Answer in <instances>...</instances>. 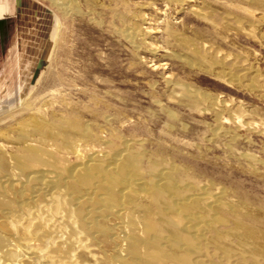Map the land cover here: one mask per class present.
Returning <instances> with one entry per match:
<instances>
[{"label":"rangeland","instance_id":"rangeland-1","mask_svg":"<svg viewBox=\"0 0 264 264\" xmlns=\"http://www.w3.org/2000/svg\"><path fill=\"white\" fill-rule=\"evenodd\" d=\"M184 4L72 0L61 13L51 0H0V145L19 156L30 118L40 117L54 128L85 122L87 137L72 133L59 150L49 143L66 166L130 140L140 151L136 215L155 220L148 173L166 166L170 196L214 198L192 208L217 221L211 242L264 264V0ZM242 72L240 82L228 79ZM183 88L204 95L201 112L186 106ZM218 118L225 132L215 131Z\"/></svg>","mask_w":264,"mask_h":264},{"label":"bare ground","instance_id":"bare-ground-1","mask_svg":"<svg viewBox=\"0 0 264 264\" xmlns=\"http://www.w3.org/2000/svg\"><path fill=\"white\" fill-rule=\"evenodd\" d=\"M51 1L61 13L70 11L72 0ZM176 1L181 8L192 0ZM190 7L192 14H201ZM135 34V30L124 32L131 46ZM245 75L228 79L240 82ZM183 93L186 106L199 111L204 95L184 88ZM31 119L30 130L19 139V156L0 145V264H260L241 255L229 258L217 242H211L217 221L211 213L199 216L192 208L195 199H202L208 209L214 198L202 190L170 196L166 166L148 173L155 220L149 219L147 211L136 215L140 212L133 204L138 181L131 175L137 171L140 151L130 148V140L111 145L110 153H101L99 159L92 150L83 154L80 164L66 166L49 152V143L55 140L59 150L72 133L87 137L85 122L77 118L54 128L41 117ZM222 119H217L215 131H224ZM72 152L79 154L76 148Z\"/></svg>","mask_w":264,"mask_h":264}]
</instances>
